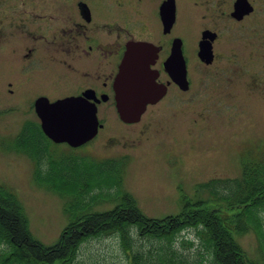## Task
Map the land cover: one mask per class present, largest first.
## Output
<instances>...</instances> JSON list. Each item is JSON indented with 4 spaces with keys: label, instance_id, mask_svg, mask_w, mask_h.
<instances>
[{
    "label": "rangeland",
    "instance_id": "374dc122",
    "mask_svg": "<svg viewBox=\"0 0 264 264\" xmlns=\"http://www.w3.org/2000/svg\"><path fill=\"white\" fill-rule=\"evenodd\" d=\"M254 3L257 10L246 27L232 31L231 37L236 39L232 42L233 46L235 43L233 48L228 40L232 33H227L229 37L224 38L219 48L221 54L216 66L206 68L200 63H191L194 90L184 106L171 107L186 108L184 113L165 112L171 108L162 106L153 109L136 125L124 124L114 114L109 117V126L101 130L100 137L105 138L110 133L113 142L103 148L96 147L94 155H128L131 159L129 162L122 160L120 187H107L106 183V186H95L88 193L74 192L84 199L76 205V214L86 210L109 212L120 205L122 196L128 193L145 216L164 219L179 215L183 210V191L187 198L206 200L210 209H221L227 217L233 215L234 211L225 203L197 188L198 184L211 180L241 179L243 161L263 159L264 0H254ZM181 36L192 57L193 38L189 34ZM21 122V116H0V186L17 198L34 239L50 247L59 241L72 220L71 214L66 212L68 198L50 188V181L59 186L56 177L50 178L48 183L39 182L45 180H37L34 176L38 167L32 157L35 153H26L31 149L30 144L27 140L21 146L13 142ZM44 144L50 154L53 151L56 155L70 153L66 146ZM90 149L72 152L74 159L70 164L75 167L77 163L87 164L82 157ZM34 151L41 155L44 150ZM50 154H46V164L40 165L41 176L50 168ZM110 174H105L104 181ZM5 235L0 228V263L14 256V248L6 243ZM234 237L250 262L264 264L259 241L253 232ZM173 251L180 259L186 258L189 264H213L211 253L203 247L195 229L182 230L171 241H162L140 237L135 226L129 228L126 237L117 232L86 239L76 247L70 264H143V259L145 264H158V260L159 264H170ZM15 258L9 264H19L14 262Z\"/></svg>",
    "mask_w": 264,
    "mask_h": 264
},
{
    "label": "flooded vegetation",
    "instance_id": "af4514ba",
    "mask_svg": "<svg viewBox=\"0 0 264 264\" xmlns=\"http://www.w3.org/2000/svg\"><path fill=\"white\" fill-rule=\"evenodd\" d=\"M241 3H245L243 13ZM256 10L254 0H0V116H21L13 142L18 144L26 128L23 144L27 140L33 145L37 141H30L28 131L38 138L47 137L38 115L39 101H86L95 107L99 121L91 141L72 151L68 144L57 145L47 138L70 152L91 147L83 159L116 161L118 170H123L122 160L129 162L128 155H94L96 147L113 142L110 133L100 137L101 130L109 126V117L114 114L124 124L136 125L155 108L184 106L194 90L191 63L216 66L227 33L246 27ZM181 34L194 40L192 57ZM232 35L228 40L233 48L236 39ZM203 42L212 49L211 63L200 58ZM132 48L135 63L126 74L137 84L134 97L146 98L148 104L141 120L129 124L120 118L115 82L125 71ZM177 49L180 53L172 61ZM126 91L131 93L124 87L122 93ZM181 198L182 202L187 198L183 191Z\"/></svg>",
    "mask_w": 264,
    "mask_h": 264
},
{
    "label": "trees",
    "instance_id": "16d2710c",
    "mask_svg": "<svg viewBox=\"0 0 264 264\" xmlns=\"http://www.w3.org/2000/svg\"><path fill=\"white\" fill-rule=\"evenodd\" d=\"M28 129L24 128L18 138V146L23 145V139ZM29 132V139L36 140V145H31V151L35 153L33 160L36 161L35 177L48 182L52 178L58 179L55 186L50 181V188L59 195L68 198L66 212L71 214L72 220L63 232L59 241L50 247L44 246L32 236L28 221L22 207L15 195L6 192L0 186V228L6 235L4 240L14 248L12 258H5L0 264H9L16 256L14 262L19 264H70L75 249L86 239L111 233H124L128 235L129 228L135 226L138 235L142 238L171 241L182 230L195 229L203 247L212 255L213 264H257L250 262L243 252L241 245L235 239V234L253 232L260 245L261 254L264 256V155L262 160H247L242 162L243 176L241 179L212 180L201 185L212 198L225 203L230 210L234 211L231 217L225 216L221 209H210L206 200L184 199V207L179 215L169 216L164 219H152L145 216L137 207L135 199L128 193L122 196V203L113 210L104 213L87 212L76 214V205L83 202L80 194L90 192L95 186L122 185V177L119 175L123 170H118V162L106 161L96 163L91 159H83L86 163L81 166L77 163L70 164L74 158L71 153H49L44 144L58 147L47 137H37L33 131ZM25 141V140H24ZM37 148L42 153L38 155ZM73 151V149H72ZM264 153V152H263ZM46 154L52 155L45 176H41L40 165L46 164ZM44 155L43 157H41ZM77 167H84L77 171ZM104 181L105 174H109ZM104 181V183H101ZM63 182V184H61ZM95 182V183H94ZM75 188L77 191H74ZM74 192H80L78 195ZM121 192V191H120ZM121 194H123L121 192ZM121 197V196H119ZM84 211V210H83ZM130 235V233H129ZM131 237V235H130ZM172 244L171 242H167ZM125 243V247L129 248ZM173 256V257H172ZM169 257L170 264H189L187 259L179 258L176 251ZM7 261V262H6ZM163 262V260L161 259ZM158 260V264H159ZM12 264H16L13 263ZM145 264V259H143ZM200 264V263H195Z\"/></svg>",
    "mask_w": 264,
    "mask_h": 264
},
{
    "label": "water",
    "instance_id": "95a60500",
    "mask_svg": "<svg viewBox=\"0 0 264 264\" xmlns=\"http://www.w3.org/2000/svg\"><path fill=\"white\" fill-rule=\"evenodd\" d=\"M239 9L243 13L245 3H241ZM250 11H252V8H250ZM250 11L248 10V12ZM179 43H181L180 40ZM134 53L135 48H132L126 58L125 71L122 70L115 82L117 109L120 118L129 124L141 120L148 104V99L134 97L133 92L135 91L134 94L138 92L135 90L137 84L134 80H131L133 78H129L126 74L130 65L135 63ZM178 53H180V50H175L172 61H175V56H178ZM200 58L207 63H211L213 60L212 49L204 42L201 44ZM168 64H171V61ZM182 80L183 83L186 80V70L184 68ZM124 87H126V90L130 88L131 93L128 94L127 91L122 93ZM37 109L45 135L56 144L66 143L72 148H79L97 135L99 121L96 116V109L89 106L86 101L67 99L50 103L47 100H42L38 102Z\"/></svg>",
    "mask_w": 264,
    "mask_h": 264
}]
</instances>
